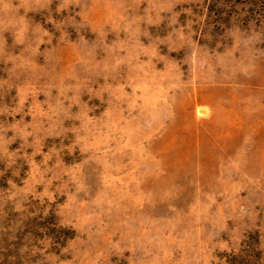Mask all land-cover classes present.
Instances as JSON below:
<instances>
[{
	"label": "rangeland",
	"instance_id": "rangeland-1",
	"mask_svg": "<svg viewBox=\"0 0 264 264\" xmlns=\"http://www.w3.org/2000/svg\"><path fill=\"white\" fill-rule=\"evenodd\" d=\"M0 264H264V0H0Z\"/></svg>",
	"mask_w": 264,
	"mask_h": 264
}]
</instances>
